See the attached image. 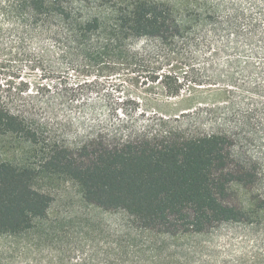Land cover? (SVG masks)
Returning a JSON list of instances; mask_svg holds the SVG:
<instances>
[{
	"label": "trees",
	"instance_id": "obj_1",
	"mask_svg": "<svg viewBox=\"0 0 264 264\" xmlns=\"http://www.w3.org/2000/svg\"><path fill=\"white\" fill-rule=\"evenodd\" d=\"M37 60L30 90L20 67ZM125 69L165 102L225 96L179 113L88 102ZM5 139L27 154L0 156V264H264V195L229 201L262 175L248 147L264 149V0H0Z\"/></svg>",
	"mask_w": 264,
	"mask_h": 264
},
{
	"label": "rangeland",
	"instance_id": "obj_2",
	"mask_svg": "<svg viewBox=\"0 0 264 264\" xmlns=\"http://www.w3.org/2000/svg\"><path fill=\"white\" fill-rule=\"evenodd\" d=\"M139 44L142 45L143 42H139ZM35 62H38V60L25 62L23 66L20 67L21 78L30 82V90H35V85L38 83V81H40L43 73L40 67L35 66ZM193 73H197L200 78L201 76L205 75L204 71L196 68ZM73 74L74 72H71L70 76H72ZM144 80L145 78L143 76L137 74L136 72L125 69L122 70L120 73L116 74L113 79L101 80L103 94L94 92L89 93V95H86V97L89 103L93 101L97 102L101 112L103 111L102 108L105 103L104 94H106V92H111L112 95L109 96L111 100H118L119 98H126L128 96L133 99L130 100L127 104L129 109H133L134 107H136L137 102L139 101L141 102L139 105L140 109H143L144 104L148 103L151 106L155 107L157 105L162 106V109L164 111L179 113L181 110L182 112L188 111L187 109L189 107L199 105L201 103L221 100L225 96V93L219 92L217 90L218 88L203 87L193 92L187 91L184 93V95L178 98L168 100V102H165V100L158 99V95L150 89L149 85L146 84ZM70 81H74L73 77H70ZM46 98L47 97L45 95H41L39 98H37V101L42 106V103L46 100ZM136 98H138L137 101L134 100ZM38 113L40 118L49 119L53 123L63 121L68 115L66 111L62 110L55 113H49L45 109V107L40 108V110H38ZM68 116L75 119L78 116V113L74 111ZM202 120L203 125L200 128L201 131L206 132L218 128V124L214 122L216 121L215 119L211 121V119L205 115L202 117ZM68 132V130H62V128H58L56 125L53 134L60 138L63 137L64 133L67 134ZM26 150L27 149L26 147H24V144L19 143L17 140L5 139L0 142V156L2 158L21 159L27 154ZM248 150L250 151V154L254 156H261L264 149H262V147L258 143H253L248 147ZM261 164V178L258 179L256 183L248 189L242 188L240 186L233 187L229 195L230 202H232L233 204L241 205L244 204L250 197L264 195V161H262ZM57 191L58 192L56 196L59 199L58 204H60V206L62 205L61 200H65L67 197L72 196L74 194V188L69 184H62L58 186ZM228 233V228H221L219 230L220 239H218V242H224L223 238L227 236Z\"/></svg>",
	"mask_w": 264,
	"mask_h": 264
}]
</instances>
